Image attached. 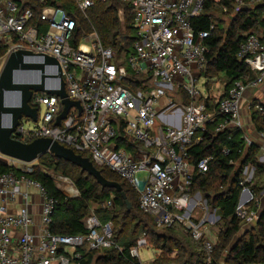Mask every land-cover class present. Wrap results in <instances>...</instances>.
I'll use <instances>...</instances> for the list:
<instances>
[{
    "label": "built area",
    "instance_id": "1",
    "mask_svg": "<svg viewBox=\"0 0 264 264\" xmlns=\"http://www.w3.org/2000/svg\"><path fill=\"white\" fill-rule=\"evenodd\" d=\"M36 1L41 5L38 14L26 0H0V46L5 47L0 63L4 65L11 53L20 50L54 58L61 69L67 98L78 102L81 111L72 107L55 126L63 109L61 100L34 93L29 105L38 110L37 121L32 122L31 130H25L20 122L13 138L24 143L48 138L75 154L89 155L85 158L95 168L111 171L132 188L138 195L140 211L151 217L157 229L177 224L192 240H199L206 227L204 219L195 217V210L206 214L208 208L199 192V197L190 193L193 174L187 152L195 135L208 124L216 123L217 133L229 127L245 131L242 111L244 106L250 110L251 101L247 102L244 94L264 83L263 31L256 28L244 33L238 49L237 58L249 74L236 80L223 97L210 101L199 81L207 64L204 40L214 25L194 32L191 21L202 13L206 2L218 6L221 0H121L132 8L136 32L130 68L135 74L149 76L142 88L131 91L116 85L126 75L119 74L113 63L114 51L101 44L93 29L84 33L61 8L46 5L45 0ZM72 1L87 19L88 10L103 0ZM233 1L236 11L260 7L264 19V0ZM219 8L224 9L222 5ZM76 31L82 33L78 42H74ZM52 72L56 74L57 70ZM167 89L184 93L189 102L177 103V107L167 96ZM180 97L178 94V102ZM41 106L45 112L40 118ZM256 109L262 110L259 106ZM258 137L264 139L263 134ZM118 138L139 143L141 149L133 157L118 148ZM243 138L247 146L254 143L245 133ZM261 151L258 161L264 163V149ZM223 153L227 155L228 150ZM0 159L19 170L0 174V264H74L84 252L113 246L110 222L102 224L93 213L82 221L87 232L84 235L51 233L56 201L39 182L28 178L32 164L1 155ZM210 161L211 157L201 158L195 165L196 172L204 174ZM43 171L53 182L57 180L58 190L62 192V185L70 195H78L68 178ZM253 174L254 168L245 166L239 182L241 204L237 203L235 214L244 225L253 224L261 209L260 200H254L256 210L246 209L253 200L246 185ZM245 189L250 197L242 195ZM102 207L112 210V199ZM214 212L208 215L211 221L215 220ZM142 247H146L144 238L130 250L131 256L138 259ZM213 247L208 240L202 244L205 264H212Z\"/></svg>",
    "mask_w": 264,
    "mask_h": 264
},
{
    "label": "trees",
    "instance_id": "2",
    "mask_svg": "<svg viewBox=\"0 0 264 264\" xmlns=\"http://www.w3.org/2000/svg\"><path fill=\"white\" fill-rule=\"evenodd\" d=\"M26 1L27 6L38 14L41 5L36 0ZM45 4L61 8L66 15L75 20L84 33H89L93 29L101 44L104 47H110L114 53L121 50V42L126 46L132 44L136 39L132 29V8L130 4L121 0L97 1L88 10L87 19L82 17L72 0H45ZM219 5H222L225 10L219 8ZM219 5L206 2L202 13L191 21V26L194 32H201L208 30L211 24L214 25L211 35L204 40L208 54L203 77L208 79L207 81H211L219 75H223L224 91L226 92L236 80L249 74L244 62L237 58L238 49L244 41L243 34L250 29L260 28L264 34V19L260 7L236 11L233 0H221ZM119 11L123 12V24L119 19ZM216 13L225 15L227 23L223 24L219 21L216 24L213 22V16ZM81 35V32L76 31L74 42H78ZM4 53L5 47L0 46V57ZM133 76L147 80L149 78L148 75L135 73ZM205 85L207 86L208 83L205 82ZM127 86L131 91L142 88L141 82L137 81H127ZM184 99L187 103L189 102L187 97ZM257 106L262 110L256 109ZM248 115L252 129L264 136V98L262 100L251 99ZM218 121H221V118ZM215 126L216 123L208 124L204 131L198 132L187 152V162L192 166L193 174L190 193L193 195L195 192H200L206 199L207 205L215 211V215L218 217V223L215 224L222 226L218 232V244L213 247L212 264L220 263V259L223 264H264V205L261 206L257 220L251 225H244L243 221L235 214L241 191L239 182L242 178L243 168L252 166L256 172H264V163L261 164L258 161L260 147L255 143L247 146L243 138L245 132L240 129L229 127L217 133L214 131ZM14 139L18 140L15 137ZM116 143L133 157H135L137 149L141 148L139 143L125 138H118ZM225 149L228 150L227 155L223 153ZM81 156L85 158L84 154ZM205 157H211V161L207 171L204 174H199L195 170V165ZM32 169L33 171L27 174L28 178L39 182L45 188L48 196L56 201L49 227L53 234L62 236L86 234L82 221L90 215L91 207L100 208L109 199H112L114 204L111 212L96 209L101 213L98 219L100 222L102 221V224L109 221L114 222L118 217L137 220L134 226L135 232L130 237L121 235V231L115 235L112 234V247L84 252L81 259L74 264H140L139 260L130 254V250L136 247L140 237L145 239L147 248L152 247L157 252L174 257L168 259L166 264H205V252L199 245V242L203 244L206 240L204 237L194 241L182 227L176 229L174 225L168 229H157L151 217L140 211L138 195L111 171L96 168L105 179L117 182L122 186V191L131 205L130 210H127L123 199L115 190L102 189L92 177L82 172L80 168L48 153L39 156L33 163ZM43 170L70 179L78 196L75 198L65 197L56 188L51 177ZM8 172H19V170L0 159V174ZM253 180L252 178L251 182L246 184L253 197V200L248 204L251 206L249 210H256L254 200H260L264 194V188L258 187ZM242 226L249 228L242 229ZM163 231L169 232L170 235L163 234ZM185 245L195 246L196 250H187ZM156 261L157 259H154L151 264H157Z\"/></svg>",
    "mask_w": 264,
    "mask_h": 264
},
{
    "label": "water",
    "instance_id": "3",
    "mask_svg": "<svg viewBox=\"0 0 264 264\" xmlns=\"http://www.w3.org/2000/svg\"><path fill=\"white\" fill-rule=\"evenodd\" d=\"M45 68H51L53 71L56 69L57 73L47 75ZM25 74H31V77L37 79L38 82L15 81V75L23 76ZM46 79L55 80L56 87L53 89L46 88ZM34 93L53 95L61 100L63 109L56 119L55 126L60 125L72 107H76L79 112L81 111L78 102L67 98L61 69L54 58L22 50L11 53L0 72V155L29 164L35 162L39 156L48 153L57 159L80 168L82 172L92 177L102 189L115 190L123 199L127 210H130L131 205L122 191V186L117 182L105 179L88 158L75 154L71 149L48 138L35 139L29 143L13 138L22 117L33 123L37 121L38 110L31 108L29 105ZM6 94H12L16 97L15 105H5L4 97ZM4 119L8 121L7 126L3 125ZM245 193L250 197L246 189L242 192V195ZM197 196L199 197V194ZM240 204L241 196L238 201V205ZM215 219H218V217H215Z\"/></svg>",
    "mask_w": 264,
    "mask_h": 264
},
{
    "label": "rangeland",
    "instance_id": "4",
    "mask_svg": "<svg viewBox=\"0 0 264 264\" xmlns=\"http://www.w3.org/2000/svg\"><path fill=\"white\" fill-rule=\"evenodd\" d=\"M119 19H120L121 24H123L124 19H123V12L122 11H119ZM219 21L223 22V24L227 23V17L225 15H223V14L216 13V15L213 16V22L218 24ZM132 29H133V36H135V38H136V32H135V29L133 27V14H132ZM133 43L132 44L130 43V44L124 46V44L121 42L122 48H121L120 51L115 52V56L113 58V63L115 64L116 68L118 69L119 74L124 73L126 75V78L124 80L117 81L116 85L122 86V87L127 88V89H130L127 86V81L141 82V85H142L143 82L147 81V79H142V78H138L136 76H133L134 72L130 68L129 58L135 54L134 50H133ZM2 66H3V64L0 63V72H1V70L3 68ZM203 78L204 77L202 75L199 82H201L202 80L204 81ZM207 80L208 79H205V82L208 83V86H207L208 87V91H211L210 96L211 95L213 96L212 99H215V98L218 99V97L221 95V91H222L221 87L223 85V80H221V76L220 77H216V79H214L213 81L212 80L211 81L210 80L207 81ZM137 89H139V88H137ZM199 91H200V87H199ZM202 91L204 93V89L203 88H202ZM166 92H167V96L169 98L173 99L175 104H177V103L186 104L187 103V101L185 99H183L184 93H179V92H177L175 90L171 91V90H168V89L166 90ZM178 94L181 96L180 100H179L180 102H178V100H177ZM196 103H197V101L193 102V104H196ZM177 107H180V104H177ZM44 112H45V109H44L43 106H41L40 107V118L42 117ZM242 112H244L248 116V111H247V108L245 106L243 107V111ZM242 115H243V113H242ZM242 117H244V115ZM158 123L163 125L160 121H158ZM21 124H22V126H23V128L25 130H31L33 128V126H34V124L31 121H29L28 119L23 118V117L21 119ZM244 132H245V136L250 138L251 129L250 128H246ZM118 148H122V147L118 146ZM84 156L85 157H89V155H87V154H84ZM33 163H31V164L33 165ZM261 164H263V163H261ZM254 173L255 174H253V179H254L253 182L258 187L264 188V172H258V171L256 172V171H254ZM55 175H58V174H55ZM68 180H70V179H68ZM56 182H57V180H55L54 184ZM73 188L75 189V187H73ZM61 190H62V194L65 197H67V198H75V197L78 196V195H75V194L74 195H70V193L66 189H64V187L62 185H61ZM197 193L198 192H195L193 195H195ZM199 194H200V192H199ZM200 196H201V194H200ZM263 196H264V194H263ZM250 207L251 206L248 205L246 207V209L249 210ZM207 208L208 209H206L207 210L206 214H205V211L203 212L202 210H198V209L195 210V217L198 218L199 220L204 219V221H205L204 224H205V227H206V231H205V233L203 234L202 237H204L206 240H208L212 244V246L215 247L218 244L219 228H221L222 226H221V224L216 225L218 223V219H215L213 221L208 219V215L210 213H212L213 210L208 205H207ZM96 209H99V210H102V211H110V210H105V208H103L102 206H100V208L92 206L90 214L93 213L97 218H99L101 216V213L96 211ZM214 214H215V212H214ZM138 217H140L142 219L141 216L138 215ZM136 223H137V220H134L133 218L122 219L121 217H118L116 219V221L110 222L111 232H112V234L115 235V233L117 234V232L121 231V235H125L126 237H130L135 232V229H134L135 227L134 226H135ZM174 227L176 229H180L181 228V226L177 225V224L174 225ZM245 228H249V227L242 226V229H245ZM162 233L165 234V235H170V233L166 232V231H163ZM179 238H181V237H179ZM140 239H141V237H140ZM140 239H138V240H140ZM199 243H200L199 244L200 248L203 251L202 242H199ZM185 248L187 250L190 249L192 251H194V249L196 250L195 246L190 247V246L185 245ZM79 251H81V250H79ZM195 253H196V251H195ZM171 258H174V257L172 255H167V254L162 253V252H157L152 247L151 248L142 247V248L138 249V260H139L140 264H151L154 261V259H157V261H156L157 264H160V263L166 264L167 260L171 259ZM186 259H187V257H186ZM192 261H193V259H192ZM219 261H220V263L217 262V264H223L221 259Z\"/></svg>",
    "mask_w": 264,
    "mask_h": 264
},
{
    "label": "crops",
    "instance_id": "5",
    "mask_svg": "<svg viewBox=\"0 0 264 264\" xmlns=\"http://www.w3.org/2000/svg\"><path fill=\"white\" fill-rule=\"evenodd\" d=\"M221 76V80H223V85H222V91H221V95L219 96L220 98L223 96V94L225 93V91H224V86H225V84H224V77H223V75H219V77ZM204 79V78H203ZM214 80V79H213ZM212 80V81H213ZM201 84L203 85L202 86V88L204 89V94L209 98V100L211 101V100H214V99H212L213 98V96L211 95L210 96V93H211V91H208V85L206 86L205 85V79H204V81L202 80L201 81ZM213 94V93H212ZM211 97V98H210ZM218 97V98H219ZM264 98V83L259 87V88H257V89H255V90H251V89H249L248 91H246V93L244 94V99L246 100V101H251V99H259V100H262ZM216 99V98H215ZM243 113V115H244V117H243V120H244V122H245V127L246 128H250L251 129V133H250V138H251V140L255 143V144H257L259 147H260V154H261V150L262 149H264V139H261V138H259L258 137V133H256L253 129H252V126H251V121H250V117H249V115L247 116V114H245L244 112H242ZM260 201H261V206H263L264 205V196H262V198L260 199ZM36 213H38V211H39V209H36V210H34Z\"/></svg>",
    "mask_w": 264,
    "mask_h": 264
},
{
    "label": "bare ground",
    "instance_id": "6",
    "mask_svg": "<svg viewBox=\"0 0 264 264\" xmlns=\"http://www.w3.org/2000/svg\"><path fill=\"white\" fill-rule=\"evenodd\" d=\"M45 73L47 75H51L53 72H52L51 68H45ZM31 76H32L31 74H25L23 76L22 75H15V81H18V82L36 81V82H38L37 79L35 80ZM45 84H46V88H49V89H53L56 87V82L53 79H46ZM4 103H5V105H9V106L15 105L16 104V97L12 94H6L4 97ZM3 125L4 126L8 125V121L6 119L3 120ZM74 192H75V190H74Z\"/></svg>",
    "mask_w": 264,
    "mask_h": 264
}]
</instances>
